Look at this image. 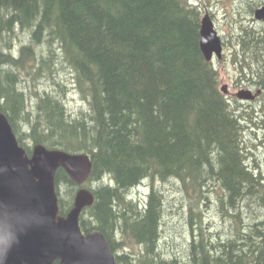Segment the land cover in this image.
Here are the masks:
<instances>
[{
  "label": "trees",
  "instance_id": "trees-1",
  "mask_svg": "<svg viewBox=\"0 0 264 264\" xmlns=\"http://www.w3.org/2000/svg\"><path fill=\"white\" fill-rule=\"evenodd\" d=\"M199 2L0 0V112L28 154L44 144L91 156L83 186L95 201L80 225L106 236L118 264H264V176L245 163L243 117L234 115L219 71L201 50L209 6ZM24 30L29 40L18 46ZM259 43L246 52L262 57ZM60 61L87 103L76 115L66 104L68 83L55 79ZM51 79L53 90L40 91ZM169 181L181 183L188 204L183 260L160 250L166 209L156 184ZM145 182L149 193L135 197ZM56 186L66 215L79 186L63 168ZM211 201L219 229L203 226L202 207ZM245 208L249 224H242Z\"/></svg>",
  "mask_w": 264,
  "mask_h": 264
},
{
  "label": "water",
  "instance_id": "water-1",
  "mask_svg": "<svg viewBox=\"0 0 264 264\" xmlns=\"http://www.w3.org/2000/svg\"><path fill=\"white\" fill-rule=\"evenodd\" d=\"M264 20V6L256 11ZM200 46L207 60L222 57L221 38L209 13L202 18ZM228 92L226 87H223ZM240 96H246L242 92ZM86 153H69L36 144L31 155L19 144L7 116L0 112V264H118L106 236L97 229L84 233L82 210L94 195L80 188L66 215L59 213L56 173L84 184L92 172Z\"/></svg>",
  "mask_w": 264,
  "mask_h": 264
},
{
  "label": "rangeland",
  "instance_id": "rangeland-1",
  "mask_svg": "<svg viewBox=\"0 0 264 264\" xmlns=\"http://www.w3.org/2000/svg\"><path fill=\"white\" fill-rule=\"evenodd\" d=\"M202 5H207V0H196ZM259 1V0H256ZM228 3V4H227ZM230 0H221L217 2V0H213L211 4H209V10L211 13L214 14L213 18L216 24V28L218 29L220 35L224 38L225 42H228L230 46V42L232 41V33L235 30L236 35L238 32L242 31L240 28L241 26L239 24H235L232 22L231 15L229 14L230 11ZM240 4L244 5L246 7L245 2L243 0L240 1ZM206 8V7H205ZM203 8V9H205ZM230 22L232 24H230ZM240 29V30H239ZM18 32V30H17ZM27 30H24V32H19L18 33V38L19 42L16 44L18 46H21L23 43L28 42L29 40V33ZM241 34V33H240ZM249 35V36H248ZM231 36V38H230ZM256 37L255 33L249 32L248 34L245 35L246 40L248 41L245 47H250L252 46L253 43H259L260 41L255 40L254 38ZM264 38V37H263ZM262 38V40H263ZM261 40V41H262ZM43 42V41H42ZM238 41H235L236 46H238V50H240V45L237 43ZM41 43V42H40ZM46 46V43H43ZM264 46V42L262 43ZM36 46V50L40 52L41 49H39ZM48 47H45V50ZM243 48V49H244ZM51 49V48H50ZM248 50V49H244ZM231 50H225V53H230ZM60 51L58 52L60 56ZM241 54V53H240ZM49 55V50L45 51V56ZM59 60H61L59 58ZM58 61V60H57ZM65 63L59 62L57 66V71L55 74L58 75L56 77L57 82L64 81L68 83V90H67V99H66V104L68 106L69 112L72 113V115L78 114V112L81 109H86L87 108V103L83 101V99L80 97V95L77 93V91L74 88V85L72 83L73 76L71 70L64 65ZM216 69L220 70L221 63L216 62ZM223 73L228 77L229 74L231 73V68L227 64V61H225V65L222 66ZM222 73V70H221ZM43 84V85H42ZM42 84H40V91L50 90L54 88V84L51 80H42ZM242 111V110H241ZM249 124V123H248ZM262 126V129H260L258 132L256 130H249L247 129V135H243L244 141H242V145L244 144V149L246 148V152L248 154L247 161L245 163L248 165V167L253 168L255 172H262V175L264 176V143H262V146L259 147L257 144H259V139H264V121L260 125ZM256 127V128H260ZM261 131V132H260ZM260 132V133H259ZM28 144H31L29 139L25 140ZM256 167L258 169H256ZM249 168V169H250ZM255 173V174H257ZM173 182H157L156 186L159 187L165 196V216L163 218L162 222V228L161 230L163 231V237L161 240V252L162 255L167 257L170 254L171 255H176L180 259L183 260V258L188 257V243L191 237V233L188 227V219H189V213H188V204H187V199L182 191L181 183L174 181ZM151 182H145L141 185H137L138 187L135 188L132 192V194L135 197L139 196H147L150 190V185ZM132 194H130V198H134L137 200ZM140 202V201H137ZM140 204V203H138ZM246 204V203H244ZM246 209V208H245ZM202 210L204 211V215L206 216V219L203 220V226H207L208 224L214 225L216 228L221 227L224 223L222 219L219 216L218 212V206L215 201H211L210 203L208 202L207 205L204 204L202 207ZM247 210V209H246ZM242 210L241 216H242V224H249L252 221V216H250L249 210ZM258 211V210H255ZM255 211H252L254 214H256ZM261 217L259 219H264V215L262 212L259 211ZM202 217V218H203ZM257 221V219H255ZM213 228V230L216 228ZM219 229V228H217ZM211 230V229H210ZM211 230V231H213ZM138 249H140V246H138ZM126 250V249H125Z\"/></svg>",
  "mask_w": 264,
  "mask_h": 264
},
{
  "label": "flooded vegetation",
  "instance_id": "flooded-vegetation-1",
  "mask_svg": "<svg viewBox=\"0 0 264 264\" xmlns=\"http://www.w3.org/2000/svg\"><path fill=\"white\" fill-rule=\"evenodd\" d=\"M230 1L229 14L231 15L232 22L236 25L239 24L242 31L236 35V31L234 30L231 35V52L227 60V64L231 68V73L228 76V85L231 92H236L241 88L257 92V95L252 99L241 100L233 95L228 97L234 115L239 121L243 117L240 122L245 127L243 131V135L245 136L247 135V129H254L257 132L262 129L260 125L264 121V55L262 54V57H259L260 55H256L252 51L246 52L247 50L244 51L243 49V46L248 42L245 35L249 32L256 34L255 40L260 41V43L264 42L262 40L264 33H262L263 31L260 32L264 29V22L255 18V11L259 6L264 4V0H243L246 7L240 4L239 1L241 0ZM230 24L232 23L230 22ZM235 41H238L240 50L237 49L238 46H236ZM258 142L259 144L257 145L260 146V144L264 143V139H259Z\"/></svg>",
  "mask_w": 264,
  "mask_h": 264
},
{
  "label": "bare ground",
  "instance_id": "bare-ground-1",
  "mask_svg": "<svg viewBox=\"0 0 264 264\" xmlns=\"http://www.w3.org/2000/svg\"><path fill=\"white\" fill-rule=\"evenodd\" d=\"M193 3H194V2H193ZM196 5H197V4H196ZM208 6H209V5H208ZM201 9H202V8H201ZM92 193H93V191H92ZM93 195H94V193H93ZM94 201H95V196H94ZM93 203H94V202H93ZM93 203H92V204H93ZM90 206H91V205H90Z\"/></svg>",
  "mask_w": 264,
  "mask_h": 264
}]
</instances>
